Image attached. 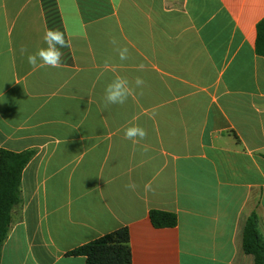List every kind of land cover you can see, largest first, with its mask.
<instances>
[{
	"label": "crops",
	"instance_id": "obj_1",
	"mask_svg": "<svg viewBox=\"0 0 264 264\" xmlns=\"http://www.w3.org/2000/svg\"><path fill=\"white\" fill-rule=\"evenodd\" d=\"M263 19L264 0H0V149L35 152L0 264H86L68 253L121 228L132 264H255L243 233L256 215L264 237ZM53 28L71 42L61 66H31ZM116 77L133 93L105 107ZM152 210L178 225L155 228Z\"/></svg>",
	"mask_w": 264,
	"mask_h": 264
},
{
	"label": "trees",
	"instance_id": "obj_2",
	"mask_svg": "<svg viewBox=\"0 0 264 264\" xmlns=\"http://www.w3.org/2000/svg\"><path fill=\"white\" fill-rule=\"evenodd\" d=\"M256 52L264 57V19L257 26ZM34 151L14 153L0 149V263L2 247L9 235L14 209L21 204V179L25 167L34 157ZM150 220L157 229L178 225L175 214L152 210ZM243 249L254 258L255 264H264V237L256 215H252L244 228ZM83 256L86 264H132L130 233L121 228L68 253Z\"/></svg>",
	"mask_w": 264,
	"mask_h": 264
},
{
	"label": "clouds",
	"instance_id": "obj_3",
	"mask_svg": "<svg viewBox=\"0 0 264 264\" xmlns=\"http://www.w3.org/2000/svg\"><path fill=\"white\" fill-rule=\"evenodd\" d=\"M43 41L46 47L39 48L35 53L28 54V63L33 67L47 66L51 68H58L62 64L64 53L62 49L70 48L71 42L65 38V33L59 29H48L43 35ZM114 45L116 41H111ZM27 49L22 48L21 52H26ZM117 52L121 61L129 58L128 49L117 48ZM39 62V63H38ZM143 68V65L140 66ZM144 80L137 77L135 80L136 87H142ZM133 88L130 87V83L125 77H116L110 83H108L104 89L103 101L105 107L109 105H123L127 102L128 98L132 95ZM125 139L131 140L134 144L139 143L147 137V132L144 128L138 125H132L124 130ZM147 150V149H145ZM131 190H135V184L130 183L127 185ZM150 185H146V189H149Z\"/></svg>",
	"mask_w": 264,
	"mask_h": 264
}]
</instances>
